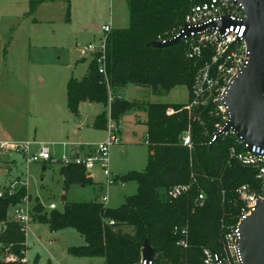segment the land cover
<instances>
[{
  "label": "trees",
  "instance_id": "trees-1",
  "mask_svg": "<svg viewBox=\"0 0 264 264\" xmlns=\"http://www.w3.org/2000/svg\"><path fill=\"white\" fill-rule=\"evenodd\" d=\"M43 1L32 0L31 10ZM196 1L127 0L129 26L114 28L108 34L106 76L93 60L82 79L71 77L67 83L68 110L78 116L83 102L109 106V115L103 111L92 123L94 129L106 130L110 119L119 122L127 110L142 107L119 97V91L129 86L151 88L153 94L186 86L191 97L195 76L209 60L211 50L205 49L203 56L189 59L184 41L164 48L150 43L178 32ZM185 106L146 104L148 165L145 172L116 178L138 184V192L127 197L120 207L108 208L98 201L66 202L63 211L53 210L48 216L39 217L53 231L70 227L78 231L84 244L70 248V253L101 257L105 264H136L148 240L155 249V264H203L204 248L221 249L223 224L235 221L241 211L238 188L243 184L258 187L259 181L253 168L231 157L233 147L238 152L244 148L235 134L227 132L210 143L216 135L215 124L220 121L213 104L196 107L192 112ZM169 109L175 113L168 114ZM187 131L192 148L182 141ZM60 172L65 189L92 182L83 166H62ZM177 184L192 187L178 199L167 198L166 190ZM200 192L205 193L206 199L198 207L195 201ZM25 194L22 188L12 196L0 197V264H27L26 234L7 216L9 207L21 202ZM175 226L189 228L188 249L181 250L176 245ZM6 247L16 255L15 260L3 259Z\"/></svg>",
  "mask_w": 264,
  "mask_h": 264
},
{
  "label": "rangeland",
  "instance_id": "rangeland-1",
  "mask_svg": "<svg viewBox=\"0 0 264 264\" xmlns=\"http://www.w3.org/2000/svg\"><path fill=\"white\" fill-rule=\"evenodd\" d=\"M31 1L0 0V143H47L56 156L63 153L64 143H68V148L78 143L97 146L107 140L108 128L87 129L84 124L81 133L74 134V122L67 108V83L71 77L81 79L90 64L89 59L80 56L79 45L97 42L103 35L102 26L110 21L116 28L129 26L127 0H45L33 10ZM189 97L186 86L158 94H153L151 88L142 90L136 86L124 90L123 99L142 107L127 110L119 119L117 129L121 136L116 134L120 141L112 144L109 151L112 176L120 178L130 172H145L147 168L146 104H186ZM95 107H83V117L91 118ZM35 147L34 144L32 148ZM4 153L15 157L17 164L11 169L6 164L0 165V186L10 178L15 180L11 183L18 182L16 192L24 188L23 198H28L34 207L33 220L25 236L29 248L27 264H105L101 257L76 256L69 252L70 248L83 245L75 228L53 231L39 217L53 211L49 208L51 203L57 211H63L65 202H100L106 194L109 201L105 206L118 208L127 197L138 192L137 182L123 183L115 178L114 184L105 182L102 187L92 181L64 189L60 163L28 164L19 152ZM4 153L0 150V154ZM97 176L106 180L101 173ZM15 209L9 207V216Z\"/></svg>",
  "mask_w": 264,
  "mask_h": 264
},
{
  "label": "built area",
  "instance_id": "built-area-1",
  "mask_svg": "<svg viewBox=\"0 0 264 264\" xmlns=\"http://www.w3.org/2000/svg\"><path fill=\"white\" fill-rule=\"evenodd\" d=\"M226 17L229 18V24L225 26L217 24L200 30L203 26L221 22ZM245 19L244 6L238 0H198L190 6L180 30L169 38L159 40L165 43L187 28L190 30V34L184 37V42L187 44L186 56L189 59L203 56L205 49L211 50L209 60L199 69L195 76L191 97L185 108L192 112L196 107H205L211 102L213 104V112L220 118V121L215 124L216 133L223 129L229 119L227 107L222 102L224 95L233 79L248 65L250 60V51L245 40L247 30ZM113 29V24L110 21L102 26L103 35L97 42H89L78 46L80 56L84 59H89L90 62L95 60L99 72L104 76H106L107 38ZM112 99L113 97H110V101ZM173 113H175L174 109L168 110V114ZM111 121L110 119L107 140L97 145L87 154L79 153V150L75 149L77 147L68 148V143L63 144L64 151L58 157L53 154L49 145L37 142L17 143L4 141L0 143V150L3 152H19L28 164L33 162H51L60 163L62 166H83L87 176L91 178L94 177V172L97 170L106 178V184L111 185L116 182V179L112 176L110 170L109 151L112 144L120 141L116 134V126ZM215 139L216 135L210 143L215 141ZM182 141L185 146L192 148L190 131L184 133ZM237 142L241 143L244 148L238 152L233 147L230 153L231 157L236 158L243 165L253 168L259 185L258 187H253L249 184H243L238 188L237 192L242 202L241 211L235 221L223 224L221 249L217 251L212 248L203 249V264H244L240 247L241 225L246 218L252 215L258 201L264 200V149L259 146L249 149L248 144L243 143L242 139L238 137ZM34 144L37 147L33 149ZM72 149H75V151L72 152ZM17 183H11L6 189L0 190V197L14 195ZM191 187V184H177L166 190V197L171 200L178 199L188 193ZM205 199V193L200 192L195 201L196 206H203ZM108 200L109 196L106 194L101 197L100 202L105 205ZM30 204L28 198H23L21 202L10 206L16 207L13 214L11 216L7 214L8 219L19 224L25 234H27L35 213L34 207H31ZM49 208L56 210L57 207L54 203H51ZM114 223V221H110V224ZM174 232L178 235L176 245L181 250L188 249L190 245L189 228L187 226H175ZM2 257L5 261L16 259V255L10 250V247L5 248ZM136 264L155 263L154 258L150 262L146 261L141 251V257Z\"/></svg>",
  "mask_w": 264,
  "mask_h": 264
},
{
  "label": "water",
  "instance_id": "water-1",
  "mask_svg": "<svg viewBox=\"0 0 264 264\" xmlns=\"http://www.w3.org/2000/svg\"><path fill=\"white\" fill-rule=\"evenodd\" d=\"M244 6L247 30L245 40L250 51V60L229 85L222 102L227 107L229 119L223 129L216 133L221 135L232 132L249 149L259 146L264 149V0H238ZM229 24L226 17L221 22L203 26L200 30L214 25ZM224 29V27H223ZM190 34L185 28L180 34L165 43H150L155 48H164L184 41ZM241 255L244 264H264V200H259L252 215L241 225ZM143 258L150 262L155 249L148 240L142 248Z\"/></svg>",
  "mask_w": 264,
  "mask_h": 264
},
{
  "label": "crops",
  "instance_id": "crops-1",
  "mask_svg": "<svg viewBox=\"0 0 264 264\" xmlns=\"http://www.w3.org/2000/svg\"><path fill=\"white\" fill-rule=\"evenodd\" d=\"M128 4V3H127ZM113 28H116V27H114L113 26ZM84 77V76H83ZM82 77V78H83ZM81 78V79H82ZM127 89V88H126ZM124 90L125 89H123V90H121V91H119V96L120 97H122V95H123V93H124ZM122 94V95H121ZM87 104H90V107L91 106H96L94 109L92 108V110L94 111L93 112V115L91 116V118H87V119H85L84 117H83V113H82V109H83V107H86V109H90V107H89V105H87ZM103 111H107L108 112V115H109V113H110V108H109V106L108 107H104L102 104H97V103H91V102H83L81 105H80V113H79V115L78 116H74L70 111V114H71V117H72V120H73V124H74V130H73V132H74V134H78V133H81V127H82V125H86L87 126V129H92L93 127H92V123H93V121H94V119L96 118V116L97 115H99L100 113H102ZM68 120H71V119H68ZM146 121H147V114H146V119H145V123H146ZM113 124H115V126H116V129L118 128L119 129V123L118 122H113V121H111ZM118 126V127H117ZM147 126V125H146ZM94 129V128H93ZM117 129V131L116 132H118L119 133V135L121 136V132H120V130H118ZM96 130V129H95ZM104 142V141H103ZM55 142H52V145H55L54 144ZM45 144H47V143H45ZM73 146L72 147H79V148H81L79 151L81 152V154H87V153H89V152H91L95 147H97V146H92V144L91 143H85V144H83V143H78V144H72ZM4 153V152H3ZM6 154H8V153H6ZM56 156V155H55ZM58 157V156H57ZM24 159V158H23ZM43 164L44 163H46V162H42ZM3 164L5 165H7V167L9 168V169H11L12 167H14L16 164H17V159L15 158V157H11V155H5V153L4 154H0V165L1 166H3ZM43 169L45 170V169H47L45 166L43 167ZM112 172V171H111ZM97 173H101L100 171H95L94 172V177H93V179H92V181L94 182L93 184H95V185H98V186H100V187H102L103 186V184L106 182V180L104 181V180H100V179H97L98 178V176H97ZM102 174V173H101ZM115 175V174H114ZM104 177V176H103ZM115 178H117L118 177V175H115L114 176ZM105 178V177H104ZM63 179V181H64V177L62 178ZM12 181H15V180H13V179H9V180H7V182H6V184L3 186V187H1L0 186V188H4L5 186H7L8 184H10ZM65 189V188H64ZM65 193V192H64ZM30 194V193H29ZM31 195V194H30ZM64 197H65V195H64ZM109 201V200H108ZM66 203V202H65ZM106 205V204H105ZM107 206V205H106ZM65 207V206H64ZM27 235V234H26ZM80 237H81V235H80ZM81 240L83 241V244H84V239L81 237ZM26 246H27V251H28V245H27V241H26ZM27 251H26V253H25V261L27 262V259H26V254H27Z\"/></svg>",
  "mask_w": 264,
  "mask_h": 264
}]
</instances>
